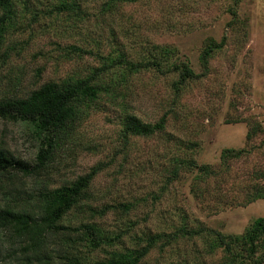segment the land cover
<instances>
[{"label":"rangeland","instance_id":"obj_1","mask_svg":"<svg viewBox=\"0 0 264 264\" xmlns=\"http://www.w3.org/2000/svg\"><path fill=\"white\" fill-rule=\"evenodd\" d=\"M103 1L80 0L86 15L74 26L69 14L48 12L45 5L52 0H29L28 5L41 9L35 16L22 12L20 4L16 26L0 38V95H23L48 80L86 75L100 64L87 52L80 57L66 53L71 44L105 55L119 48L134 60L144 55L146 43L167 46L194 73L203 72L199 55L208 39L225 36V44L212 53L206 74L187 81L177 93L171 86L176 73L149 69L129 75L117 99L102 97L39 175L16 173L4 183L29 191L43 181L52 188L100 165L85 202L96 209L111 207L92 218L88 211L71 210L62 221L73 225L88 219L108 235L119 233L111 245L88 251L92 259L111 249L133 248L144 233L202 227L203 237L178 234L138 264H215L223 250L210 252L207 237L217 231L239 234L264 216V198L247 203L254 187H264V0H120L111 12L99 14ZM122 107L149 123L165 115L164 128L131 136L123 146ZM232 117L245 121L227 123ZM255 121L262 131L247 141V123ZM35 143L23 123L0 118V147L33 164ZM225 147L249 152L222 165ZM189 158L218 170L194 182L197 196L191 192L195 171L180 162ZM174 167L176 176L170 172ZM119 203L130 206L124 210ZM7 235L1 234L0 264H24ZM258 253L244 264H264V257L253 261Z\"/></svg>","mask_w":264,"mask_h":264},{"label":"trees","instance_id":"obj_2","mask_svg":"<svg viewBox=\"0 0 264 264\" xmlns=\"http://www.w3.org/2000/svg\"><path fill=\"white\" fill-rule=\"evenodd\" d=\"M117 1L120 0L103 1L99 14L111 12ZM37 2L40 4L41 0ZM20 4L22 12L28 11L33 16L41 10L33 8L32 4L28 5L29 0H0V38L7 28L16 24ZM45 6H48V12L69 14L71 26L82 22L86 15L80 0H52ZM224 44L225 36L219 41L208 39L199 55L202 73H194L189 63L178 58L173 48L167 46L146 43L142 46L144 55L134 60L119 48L105 55L71 44L66 46V53L80 57L87 52L98 58L100 64L91 67L86 75L73 74L59 80H48L23 95H0V118L23 123L36 142L33 164L0 147V246L1 234L8 231L7 237L11 241L13 254L17 253L25 261L24 264H138L152 248L168 246L178 234L189 237L206 235L202 227H179L168 233H144L138 238L141 242L137 246L123 250L111 249L106 251L105 257L92 259L87 254L88 251L102 244L111 245L118 240L119 233L108 235L98 224L88 219L79 220L73 225L62 221L71 210L88 211V218H92L111 207L104 205L96 209L85 202L88 188L101 168L100 165H95L75 179L52 188L42 181L29 191H23L15 186L6 187L4 180L11 181L16 173L39 175L51 162L55 150L64 141L73 139L72 135L102 97H107L111 102L117 99L120 95L117 90L124 85L129 75L149 69L161 74L176 73V79L171 82V86L177 93L187 81L206 74L212 53ZM122 110L119 135L123 146L131 136H148L164 128L165 115L149 123L127 112L124 107ZM241 121L245 120L232 117L227 123ZM247 124L245 138L249 141L262 131V127L257 121ZM260 144L264 146V140ZM248 152L244 147L222 148L220 163L225 165L230 159L239 158ZM189 159H180V162L185 163L190 171H195L191 192L197 196L199 192L197 183L194 182L216 176L218 170L209 164H198ZM170 172L172 176H176V167ZM247 197V203L264 198V187H254V191ZM119 205L124 210L130 206L129 203ZM207 239L210 252L220 247L223 250L221 259L215 264H244L257 252L259 253L253 261L259 262L264 257V216L254 218L239 234L225 235L217 231L213 237Z\"/></svg>","mask_w":264,"mask_h":264}]
</instances>
